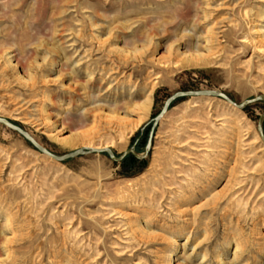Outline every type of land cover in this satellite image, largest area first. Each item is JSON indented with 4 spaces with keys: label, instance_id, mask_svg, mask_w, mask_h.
Segmentation results:
<instances>
[{
    "label": "rangeland",
    "instance_id": "rangeland-1",
    "mask_svg": "<svg viewBox=\"0 0 264 264\" xmlns=\"http://www.w3.org/2000/svg\"><path fill=\"white\" fill-rule=\"evenodd\" d=\"M187 90L264 95V0H0V116L56 155L143 156ZM263 113L179 98L121 161L0 124V264H264Z\"/></svg>",
    "mask_w": 264,
    "mask_h": 264
},
{
    "label": "water",
    "instance_id": "water-1",
    "mask_svg": "<svg viewBox=\"0 0 264 264\" xmlns=\"http://www.w3.org/2000/svg\"><path fill=\"white\" fill-rule=\"evenodd\" d=\"M186 96H197V97H200V96H211V97L212 96H216V97H220V98L225 99L227 102H229L230 104H232V105H234V106H236L238 108H244L246 105H248L250 103H253V102L257 101V100H264V95H260L257 98L245 100V101L241 102L240 104H238L232 98H230L227 94H225L223 92L215 91V90H187V91L176 92L175 94L171 95L166 100L163 109L155 117L152 129H151V132H150V135H149L146 151H145L143 156H139L137 154V152L135 151V149H133V148L128 149L126 152H124L120 156H116V154L114 153V151L112 149L106 148V147H103V148L84 147V148H80V149H77V150L72 151L70 153H67V154L59 156V155H56V154L52 153L51 151H49L48 149L43 147L41 144H39L36 141V139H34V137H32V135L28 131H26L24 128H22L17 123H15V122L7 119V118H4V117L0 116V124L4 125L5 127L9 128L12 131L18 132L28 142H30V144L32 146H34L40 152L44 153L45 155H47L48 157H50V158H52V159H54L56 161H65V160H68V159L76 157V156L87 155V154H90V153H107L110 156V158L113 159L114 161H121L128 154H133L137 158L142 159V158H145L149 154V152H150V150L152 148L154 131H155V128L157 127L159 121L168 112L171 104L175 100H177L179 98H182V97H186ZM263 121H264V113L260 116L258 127H257L260 139H261V141L264 144Z\"/></svg>",
    "mask_w": 264,
    "mask_h": 264
},
{
    "label": "trees",
    "instance_id": "trees-1",
    "mask_svg": "<svg viewBox=\"0 0 264 264\" xmlns=\"http://www.w3.org/2000/svg\"><path fill=\"white\" fill-rule=\"evenodd\" d=\"M264 128V127H263Z\"/></svg>",
    "mask_w": 264,
    "mask_h": 264
}]
</instances>
